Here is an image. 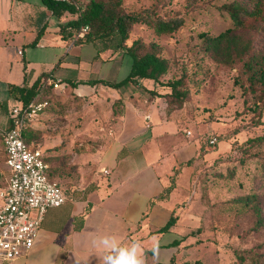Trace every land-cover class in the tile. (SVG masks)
<instances>
[{"label":"crops","instance_id":"crops-1","mask_svg":"<svg viewBox=\"0 0 264 264\" xmlns=\"http://www.w3.org/2000/svg\"><path fill=\"white\" fill-rule=\"evenodd\" d=\"M72 17H56L41 0H0V186L6 174L2 131L10 124L11 107L19 103L12 84L30 85L44 74L49 82L59 80L48 92L94 105L97 115L90 125L100 130L94 150L71 158L86 184L46 210L30 250L0 264H106L105 256L114 253L99 245L103 237H114L120 247L139 244L144 264L180 263L178 253L188 235L179 227V210L203 161L211 163L230 143L220 140L211 150L192 131L187 135L162 95L168 88L151 78L119 86L90 82L124 78L132 59L110 39L64 37L60 24ZM116 99L121 101L114 104ZM171 215L174 225L159 231Z\"/></svg>","mask_w":264,"mask_h":264},{"label":"rangeland","instance_id":"rangeland-1","mask_svg":"<svg viewBox=\"0 0 264 264\" xmlns=\"http://www.w3.org/2000/svg\"><path fill=\"white\" fill-rule=\"evenodd\" d=\"M71 1L83 9L89 0ZM231 2L248 9L259 7L264 12V0H122L120 6L123 11L153 6L162 16L184 17L178 29L161 34L135 23L125 42L130 44L138 39L139 52L151 50L164 56L168 64L163 80L181 76L178 88L183 93H164V96L168 108L176 110L182 128L191 129L208 145L207 149H215L220 140L230 143L226 153L211 163L203 161L198 180L179 210V227L188 236L178 253L177 264L195 260L199 264H241L235 250L243 249H251L259 256L260 264H264V224L255 226L254 210L250 207L241 210L239 202L234 200L242 194L257 192L264 209V173L260 168L264 164V141H247L264 133V122L260 121L264 120V83L249 79L244 57L228 65L215 60L204 48L206 35L234 25L222 7ZM243 17V25L235 31L250 41V52L264 55V20L254 15ZM49 95L53 112H47L46 108L38 110L31 117L28 129L40 133L33 143L44 150L49 168L59 163L61 168L57 172L69 171L63 177L51 173L69 193L86 184L87 177L78 171L71 158L75 152L91 151L98 146L100 130L90 125L97 111L84 99L52 90ZM209 134L218 135V142L208 144L205 138ZM53 138L56 142H45ZM87 169H91L90 165ZM192 230L194 233H190ZM242 253L246 260L253 255Z\"/></svg>","mask_w":264,"mask_h":264},{"label":"trees","instance_id":"trees-1","mask_svg":"<svg viewBox=\"0 0 264 264\" xmlns=\"http://www.w3.org/2000/svg\"><path fill=\"white\" fill-rule=\"evenodd\" d=\"M42 3L51 11L56 17H60L64 13L73 15L72 18L67 19L60 24V32L66 38H74L75 40L95 41V40H115L114 47H121L132 59L131 67L128 74L113 82H107L103 79H91L90 82H103L112 86H119L128 81H133L138 78L146 77L151 78L161 85L170 87V90L165 93L171 95H181L183 92L179 90L178 86L181 84L182 79L180 77L173 78L171 80H163L162 75L167 70V59L164 56L158 55L156 52L146 50L139 52L141 42L138 39L131 40L130 44L125 42L128 37L129 29L135 23L146 25L157 33H169L178 29L184 22L182 15H174L165 17L157 12L153 6H148L140 11H123L120 9L122 0H89L86 6L82 9L79 8L71 0H41ZM223 9H225L233 21V26H229L226 29L214 34L206 35L204 38V48L209 51L212 57L224 64H232L238 58L244 57V65L249 70V79L253 81L258 80L264 83V55L261 52H253L251 49V43L247 39H244L238 32L235 31L237 27L243 25V15L260 16L264 20V12L261 8L254 7L248 9L237 3H224ZM88 26V30L81 36H76L77 32L82 26ZM43 30L40 27L37 31V36ZM47 75H42L38 80L32 84L16 85L12 84L10 89L13 96H15L23 106H27L29 101L40 91V87L46 81ZM73 83V82H72ZM52 82H46L42 89V95H44L48 104L41 107V109H47V112H53L54 107L51 103V98L48 89ZM164 96V93L162 94ZM165 97V96H164ZM166 100V97H165ZM121 100H114L115 103H119ZM167 102V100H166ZM244 103L246 99L244 98ZM168 104V102H167ZM264 122V120H260ZM40 137V133L34 129H28V126L23 132V138L27 143H32ZM218 139L219 136L217 135ZM255 140L264 141V133L252 136L247 141L254 142ZM34 144V143H33ZM35 146V145H34ZM43 156L46 160V156ZM47 161V160H46ZM48 162V161H47ZM53 168H49L48 163V175L51 179V173L56 174L57 170L61 168L59 163L51 164ZM262 173H264V164L260 167ZM231 176V175H230ZM54 180V179H53ZM259 193L248 192L235 198L241 205V210L246 208H252L256 213L257 219L255 226L264 224V209L258 199ZM176 220L175 215H171L167 222L158 228L159 231L170 230ZM198 230V228H197ZM194 233V230L190 231ZM186 234H184L185 237ZM264 244V240L262 242ZM260 245V244H258ZM250 252L253 255L249 260H246V256L242 252ZM236 255L241 264H260V258L251 249L235 250ZM199 260L194 262H186V264H199ZM158 264H177L174 260L168 263Z\"/></svg>","mask_w":264,"mask_h":264},{"label":"built area","instance_id":"built-area-1","mask_svg":"<svg viewBox=\"0 0 264 264\" xmlns=\"http://www.w3.org/2000/svg\"><path fill=\"white\" fill-rule=\"evenodd\" d=\"M87 30V25L82 26L76 36ZM49 80L46 77L40 91ZM58 81L52 84L57 86ZM40 91L27 106L19 102L11 107L10 124L2 131L6 174L0 186V261L12 260L30 250L46 210L61 205L68 196L66 189L48 175V162L42 149L23 138L31 117L48 104L45 96L40 98ZM185 132L192 133L190 129ZM205 139L208 144L218 142L216 134ZM103 172L108 173V169Z\"/></svg>","mask_w":264,"mask_h":264},{"label":"clouds","instance_id":"clouds-1","mask_svg":"<svg viewBox=\"0 0 264 264\" xmlns=\"http://www.w3.org/2000/svg\"><path fill=\"white\" fill-rule=\"evenodd\" d=\"M107 251L114 253L105 256L106 264H144L139 244L120 247L114 237H103L98 241Z\"/></svg>","mask_w":264,"mask_h":264}]
</instances>
